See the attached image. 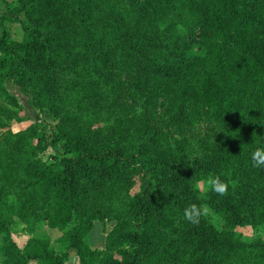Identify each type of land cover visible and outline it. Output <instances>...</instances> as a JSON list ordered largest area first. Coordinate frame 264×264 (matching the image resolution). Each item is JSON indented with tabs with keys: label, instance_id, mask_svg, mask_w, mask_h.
<instances>
[{
	"label": "trees",
	"instance_id": "obj_1",
	"mask_svg": "<svg viewBox=\"0 0 264 264\" xmlns=\"http://www.w3.org/2000/svg\"><path fill=\"white\" fill-rule=\"evenodd\" d=\"M2 2V264H66L71 249L80 264H264V238L236 231L264 225L251 159L264 146V0ZM8 80L53 117L58 160L43 159L42 124L10 129L29 117ZM191 204L224 228L184 220ZM97 222L112 223L103 250L84 241Z\"/></svg>",
	"mask_w": 264,
	"mask_h": 264
},
{
	"label": "rangeland",
	"instance_id": "obj_2",
	"mask_svg": "<svg viewBox=\"0 0 264 264\" xmlns=\"http://www.w3.org/2000/svg\"><path fill=\"white\" fill-rule=\"evenodd\" d=\"M11 30H12V34H13V38L14 39H20L21 35H22V28L17 24H12L11 25ZM9 83H7L8 88L14 93L16 94L15 85H13L11 80H8ZM19 90V88H18ZM20 91V90H19ZM21 93L16 94L19 98V101L26 107V112L27 115L29 117V119L27 121H11L10 123V127H12L15 131H19V130H23L25 129L27 126H29L32 122L33 123H39L42 124L44 126V129L46 131L47 134V144H49L53 132H54V127H55V121L53 119V117L49 114L48 111H45L43 114L40 113L37 109H35L32 106V102H31V95L30 94H26L22 91H20ZM31 106V107H28ZM62 147H59V149L55 148L53 145L49 144L48 147L46 148V150L43 153V159L46 161H56L59 159V155H60V151H61ZM200 188L204 191L206 189L205 184L203 182L199 183ZM138 185H136V187L134 188V191H132L133 193L137 191ZM206 205V204H204ZM202 205V206H204ZM208 206V205H206ZM210 209V214L207 216V219L214 223L219 229H223L224 228V224L225 221L223 219V217L221 215H219L216 211H214L210 206H208ZM110 223V222H107ZM22 224V223H20ZM19 224V225H20ZM17 226V228H20V226ZM236 231L240 234L241 238L244 241H253L256 238L262 237L264 238V225L254 228L250 225H246V226H242L239 225L236 228Z\"/></svg>",
	"mask_w": 264,
	"mask_h": 264
},
{
	"label": "crops",
	"instance_id": "obj_3",
	"mask_svg": "<svg viewBox=\"0 0 264 264\" xmlns=\"http://www.w3.org/2000/svg\"><path fill=\"white\" fill-rule=\"evenodd\" d=\"M8 1H12V0H8ZM2 15H8V13L3 6L2 0H0V17ZM14 24L19 25L20 23L16 22ZM14 92L16 94L21 93L18 90V88H15ZM28 107H31V106L28 105ZM10 129L16 132L12 127H10ZM19 226L20 228H16L14 239L16 240V242L18 243L20 247H24L27 244L28 240L30 239L31 235L27 234L23 230L24 224H20ZM111 229H112V223L97 222L94 224V227L92 228V230L84 237V241L93 250H96V249L103 250L105 248V238ZM49 232L54 238L58 237L61 234V232L58 229H49ZM2 247H3V242H2V238L0 237V264H2L5 259L4 255L1 252ZM65 262L66 264H80L78 253L75 249H71L69 251V256L66 258Z\"/></svg>",
	"mask_w": 264,
	"mask_h": 264
},
{
	"label": "clouds",
	"instance_id": "obj_4",
	"mask_svg": "<svg viewBox=\"0 0 264 264\" xmlns=\"http://www.w3.org/2000/svg\"><path fill=\"white\" fill-rule=\"evenodd\" d=\"M254 167H264V146L257 147L251 154ZM207 187L218 195H227L229 182L221 179L219 175L210 176L207 179ZM234 187V184L232 185ZM199 188V185L196 186ZM210 214L208 206L191 204L183 210V219L189 223L198 224L200 220Z\"/></svg>",
	"mask_w": 264,
	"mask_h": 264
}]
</instances>
